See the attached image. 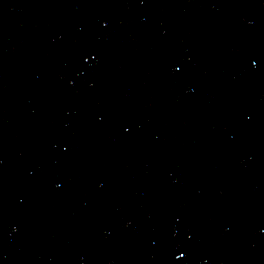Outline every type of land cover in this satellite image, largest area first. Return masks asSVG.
Listing matches in <instances>:
<instances>
[{"label": "water", "instance_id": "obj_1", "mask_svg": "<svg viewBox=\"0 0 264 264\" xmlns=\"http://www.w3.org/2000/svg\"><path fill=\"white\" fill-rule=\"evenodd\" d=\"M91 264H264V130Z\"/></svg>", "mask_w": 264, "mask_h": 264}]
</instances>
